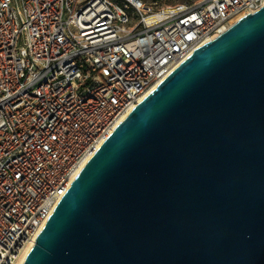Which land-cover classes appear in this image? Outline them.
Instances as JSON below:
<instances>
[{
	"label": "water",
	"instance_id": "water-1",
	"mask_svg": "<svg viewBox=\"0 0 264 264\" xmlns=\"http://www.w3.org/2000/svg\"><path fill=\"white\" fill-rule=\"evenodd\" d=\"M22 264H264V5L116 125Z\"/></svg>",
	"mask_w": 264,
	"mask_h": 264
},
{
	"label": "built area",
	"instance_id": "built-area-1",
	"mask_svg": "<svg viewBox=\"0 0 264 264\" xmlns=\"http://www.w3.org/2000/svg\"><path fill=\"white\" fill-rule=\"evenodd\" d=\"M262 5L0 0V264L16 263L85 163L158 83Z\"/></svg>",
	"mask_w": 264,
	"mask_h": 264
},
{
	"label": "bare ground",
	"instance_id": "bare-ground-1",
	"mask_svg": "<svg viewBox=\"0 0 264 264\" xmlns=\"http://www.w3.org/2000/svg\"><path fill=\"white\" fill-rule=\"evenodd\" d=\"M33 241H31V243L24 249V251L20 254V256L18 257L17 261L15 264H22L24 259H25V256L27 254V252L29 251L30 247L33 245Z\"/></svg>",
	"mask_w": 264,
	"mask_h": 264
},
{
	"label": "rangeland",
	"instance_id": "rangeland-1",
	"mask_svg": "<svg viewBox=\"0 0 264 264\" xmlns=\"http://www.w3.org/2000/svg\"><path fill=\"white\" fill-rule=\"evenodd\" d=\"M145 1H156V2H158V3H169V2H173V1H186V2H192V1H194V0H145Z\"/></svg>",
	"mask_w": 264,
	"mask_h": 264
}]
</instances>
